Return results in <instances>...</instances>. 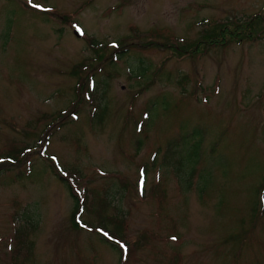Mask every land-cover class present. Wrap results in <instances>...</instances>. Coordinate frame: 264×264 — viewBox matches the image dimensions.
<instances>
[{"label":"rangeland","instance_id":"1","mask_svg":"<svg viewBox=\"0 0 264 264\" xmlns=\"http://www.w3.org/2000/svg\"><path fill=\"white\" fill-rule=\"evenodd\" d=\"M90 78L106 84L93 118ZM197 141L185 190L161 164L176 143L188 169ZM9 150L22 161L0 173V264H264V0H0ZM100 200L120 257L89 220Z\"/></svg>","mask_w":264,"mask_h":264},{"label":"trees","instance_id":"2","mask_svg":"<svg viewBox=\"0 0 264 264\" xmlns=\"http://www.w3.org/2000/svg\"><path fill=\"white\" fill-rule=\"evenodd\" d=\"M259 18H260L259 15H257L254 19H259ZM101 50H102L101 47L95 48L96 54L98 56H99V53L101 52ZM144 71H146V70H144ZM142 74H143V72H142ZM107 75H109V74H107ZM105 85L106 84L103 82L101 84V86H97L96 90L94 91V89L96 87L95 80L91 79V78L89 79V85L84 92V99L89 104V108H90L89 113L92 116H95L97 114L96 113L97 110L101 109V112L104 113V111L106 109L105 107H101V105L104 101V96H105V91H106L104 89ZM183 140H185V138H183L182 141ZM177 145L178 144L175 143L169 147V151L163 156L162 166L166 169H171L172 172L180 179V184L182 186L184 185V187H185L184 189L190 190L193 186L192 178L195 175L196 166L198 164V159H199V141H197L195 144L190 146L193 149V152H192V154H190V156L188 158V160H190V166L188 169H186V167H184V164L186 162V158L181 157V156L178 158L177 157L175 158V156H177V154H178V152L176 150ZM9 151L10 152H8L7 154H4V156L0 155V164L7 161L12 165H9L8 167H6L4 165H0V173L1 174L4 173L5 171H6V173L9 172L10 168L13 167V164L21 163V161H22L21 152H20V154H16L15 152H13L11 150H9ZM26 151L29 152V151H31V149L25 148V152ZM55 170L59 174L60 171L57 167H55ZM144 171H145V168H144ZM63 179H64V177H62V181H64ZM66 186L69 187L68 185H66ZM198 187H199L198 192L200 194V192H202V191L200 190L199 185H198ZM71 189L73 191L72 185H70V187H69L70 191H71ZM75 193L77 195H79V193L77 191H75ZM92 194H93L92 196L94 198V193L92 192ZM87 199L88 198L86 196V200ZM83 201H84V197H80V196L74 197V206L72 209V223H73L75 228H79V224L84 226V223L81 219V216L85 211ZM107 208H108V204L105 200H100L96 203H92L91 204V210L89 213L91 215H94L96 221H93V218L90 219V217H89V220H91L92 224L97 223L96 228L100 229L103 232L104 237H101V238H103L102 240L109 242L113 247L117 248L119 250L118 253H119V257H120L122 249L127 250V247L125 246L126 243L123 242V237L121 236V227H119V228L114 227V230L112 233L116 237L112 236L110 234V231L108 230L110 220L104 217V213H105ZM21 220H22L21 226H18L15 230V234L17 235V240L19 242L17 250H22V248L25 247L26 253L29 254V256H30V253L32 251V247H31L32 243L29 242L30 240L28 238V235L30 232L33 233V231L36 230V227L38 226V220H35L34 218L32 219L28 215V213H26L23 216V219H21ZM89 225L91 227H93L90 223H89ZM16 256L17 257L14 258L13 264H17L15 262V260L18 259L19 255H17V253H16ZM20 264H26V262L21 261Z\"/></svg>","mask_w":264,"mask_h":264},{"label":"water","instance_id":"3","mask_svg":"<svg viewBox=\"0 0 264 264\" xmlns=\"http://www.w3.org/2000/svg\"><path fill=\"white\" fill-rule=\"evenodd\" d=\"M77 35H79L77 32H75Z\"/></svg>","mask_w":264,"mask_h":264},{"label":"snow or ice","instance_id":"4","mask_svg":"<svg viewBox=\"0 0 264 264\" xmlns=\"http://www.w3.org/2000/svg\"><path fill=\"white\" fill-rule=\"evenodd\" d=\"M29 2H31V0H29Z\"/></svg>","mask_w":264,"mask_h":264}]
</instances>
